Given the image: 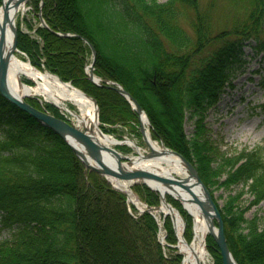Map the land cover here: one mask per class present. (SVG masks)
<instances>
[{"label":"trees","instance_id":"obj_1","mask_svg":"<svg viewBox=\"0 0 264 264\" xmlns=\"http://www.w3.org/2000/svg\"><path fill=\"white\" fill-rule=\"evenodd\" d=\"M231 1L240 9L233 14L231 27L225 22L220 28L211 17L216 0H28L30 19L25 26L33 37L17 23L16 46L32 66L94 98L104 133L121 137L127 130L140 137L137 115L128 101L87 78L88 45L54 32L86 38L95 49L94 75L119 83L138 102L149 119L151 137L190 161L212 195L215 186L241 183L247 188L251 196L247 207L235 205L237 195L220 208L226 243L238 264H264V219L245 217L264 199V145L234 157L222 154L212 167L215 148L200 136L204 128L199 121L192 138L184 131L186 112L200 116L206 106L216 103L234 71L246 64L245 43L253 41V49L264 52V0ZM38 13L48 28L37 25ZM104 49L115 51L114 57ZM260 60L264 64V54ZM157 96L176 111L175 124V120L173 125L156 122ZM26 102L39 109L35 99ZM45 109L62 119L54 106L46 104ZM223 173L225 179L219 181ZM132 191L148 206L159 203L158 195L142 184L133 185ZM87 196L94 208L112 209L110 232L122 227L127 240L124 252L111 249V257L125 264H180L181 255L159 243L151 214L130 209L125 195L86 170L63 139L0 95V228L8 232L0 240V264H89ZM166 200L183 217L189 242L191 218L178 201L169 196ZM164 229L166 243L174 244L169 218ZM206 247L214 264H221L210 236Z\"/></svg>","mask_w":264,"mask_h":264},{"label":"rangeland","instance_id":"obj_2","mask_svg":"<svg viewBox=\"0 0 264 264\" xmlns=\"http://www.w3.org/2000/svg\"><path fill=\"white\" fill-rule=\"evenodd\" d=\"M201 1L203 3L204 0ZM239 9L240 5L235 8L231 0H216L211 16L213 24L222 28L225 22H227V27H231L233 14L238 12ZM27 10L28 7L25 5V11L16 15V26L17 23H20V29L26 33L27 28L25 26V20L30 19ZM185 29L189 34H193L190 27H185ZM29 34L32 36L33 32L31 31ZM254 46L255 43L252 41L243 46V50L245 51L244 60L247 62L241 69L235 70L230 77V80L224 84L215 104L206 106L200 116H191L190 113L186 112L184 131L187 137H193L196 131V121H199V125L204 128V131L200 136L209 140L215 148L213 157L216 158V161L210 164L212 167L219 164L218 158L222 154L226 157H234L244 150L248 151L258 145H264V110L262 108V105L264 104V85L261 84L264 75V64L261 63L260 60V57L264 52L262 54L257 53L253 49ZM103 52L107 56L112 57H114V54L116 53L109 49H104ZM19 57L23 58L21 55H19ZM22 81H24V79H22ZM33 99H35L40 110L48 112L45 109V105H51V103L45 101L40 96H35ZM158 103L160 104V102L154 104V108L161 110V106ZM57 110L62 116L61 120L71 122L67 115L59 109ZM173 112L174 114L176 113L175 110H173ZM176 120L177 118L175 114L174 124L176 123ZM162 126L166 131L175 134V130L171 131L167 125L163 124ZM122 139H128L134 142L142 153L148 151L141 136L138 137L125 130L122 133ZM123 147L130 151H121L120 148ZM113 148L119 152L120 155L130 156L134 154V149L125 145H117ZM224 179L225 174L223 173L220 176L219 181ZM108 183L113 188L112 184L110 182ZM246 189L247 188L241 183H236L229 187L215 186L212 188L214 199L220 208L223 207L225 201L229 197L237 195L239 196L235 205L239 208L247 207L251 201V196L245 192ZM87 197L89 198L86 203L89 212L87 231L88 239L90 241L87 243L86 253L89 264H99L97 259L100 260L101 264H125L122 263L120 259L111 257V249L116 250L121 254L124 252L122 246L127 243L125 236L121 234V226L117 228L116 231L110 232L112 225L111 217L113 215L112 209L108 208L106 210V208H94L91 205V196ZM128 206L131 209L130 202H128ZM254 216L260 220L264 219V199L257 205L250 207L245 213V217L248 219H251ZM7 234L8 232L6 229L0 228V240L5 239L8 236ZM207 264H214V260L210 253H208Z\"/></svg>","mask_w":264,"mask_h":264},{"label":"bare ground","instance_id":"obj_3","mask_svg":"<svg viewBox=\"0 0 264 264\" xmlns=\"http://www.w3.org/2000/svg\"><path fill=\"white\" fill-rule=\"evenodd\" d=\"M25 10V1L20 3V6L15 10L10 11V15L16 18V15ZM0 26L4 32L5 49L8 50L12 43V34L8 23L5 21L3 10H0ZM8 85L9 88L17 97L24 96H40L45 101L55 104L58 109L70 118L71 123L77 129H84L90 134L92 140L97 145L110 151L106 153V158L114 162L116 151L113 147L121 142L117 141L114 137L103 134L98 126L96 117V109L92 101L80 90L71 87L68 84L62 83L57 77L49 74L48 72H41L33 68L27 61L19 57L18 54H12L8 59ZM22 77L30 79L34 85L29 87L22 82ZM162 97H158L157 102H160L161 110L153 111L155 120L160 124V119L166 122L168 125L172 124L175 120V114L171 109L169 102L161 100ZM164 98V97H163ZM141 124L147 128L148 120L145 115L140 118ZM147 132V129H146ZM147 138L150 146L156 151H162V147L152 141L148 132ZM126 143L132 147L135 151L142 153L137 145L131 140H127ZM79 149V147L77 148ZM85 155V152L79 150ZM87 158V155H86ZM136 167L140 168L150 175H154L160 179H167L173 183L164 186L166 192L173 195L175 198L184 205L185 209L190 213L193 220L192 240L187 242L184 239L183 232L184 227L178 214L175 211H168L163 208L162 212L171 216L174 222V230L178 238V249L182 254V264H207L208 253L205 249V238L208 233V221L206 218V208L203 205L200 190L197 186L189 181L190 192H186L176 185V178H186V172L177 157L172 154L159 152L156 158L141 160L136 163ZM110 183L117 189L128 194V200L130 203L139 207L138 200L135 199L130 191V179L124 178L119 175L107 176ZM153 185V184H150Z\"/></svg>","mask_w":264,"mask_h":264},{"label":"water","instance_id":"obj_4","mask_svg":"<svg viewBox=\"0 0 264 264\" xmlns=\"http://www.w3.org/2000/svg\"><path fill=\"white\" fill-rule=\"evenodd\" d=\"M22 1L26 2V0H2V5L0 7V9L3 10L5 21L8 23L11 34H12L11 46L8 50H6L4 32H3L2 27L0 26V93L1 95L6 100L11 102L13 105L23 110L24 112H26L27 114L32 116L35 120L40 122L42 125L48 127L50 130L56 133L59 137H61L68 144V146L72 149V151L77 155V157L81 160V162L84 164L86 169L96 172L104 176L106 179H107V176L119 175L124 178L130 179L132 183L140 182L146 185L150 190L155 191L159 197V201H160L159 205L156 207H147V211L152 214L156 212H160L163 215V218H165L166 216H169L172 221L173 227H174L173 219L171 218L169 214L163 213L162 210L163 208H165L168 211H175L178 214L180 221L182 222L183 227H184L185 224L179 212L175 208H173L165 199V195H170L174 199L179 200L175 198L173 195H171L170 193L166 192L165 189L163 188L164 186H167L168 184L173 183V182L165 178L164 179L157 178L156 176L150 175L148 172L136 167V163L138 161L156 158V156L159 155V152L172 154L175 157H177L185 169L186 178L176 179L175 180L177 182L176 185L178 186V188L186 192H190L191 191L190 183H189L190 181L191 184L193 183L194 186H197L199 188L200 193H201V198L203 201V205L206 208L207 214L205 217L210 219V221H208V225H209L208 234L213 238V240L216 242L218 246L219 254L221 257V264H237L232 253L227 247L224 230H223V222H222L221 214L218 210V207L213 201L209 193V190L206 188V186L203 184L202 180L198 176L196 169L181 154L177 153L176 151L166 148L162 140H159V144L163 149L162 151H156L154 148L150 146L148 142V138L146 136V131L140 122L141 116L145 115L143 109L140 107L137 101L128 92H126L118 83L110 81V80L103 81V84L105 86L114 89L119 94L124 96L129 101L132 108L135 110L137 117H138V121H139V131L141 133L143 143L147 146L149 151L145 154H139L136 151V157H133V158L121 157L116 153V154H113L115 156L114 162H111L106 158V153H110V154L112 153L102 148L101 146L97 145L96 143H94L92 140V137L90 136L89 133H87L86 130L84 129L79 130L73 124H67L64 121L59 120L44 111H40V110L33 108L32 106H29L23 101V99L17 97L13 93V91L9 88V85H8L7 64H8L9 57L14 53V51H16L17 32H16V26H15V18L13 15H10V11L12 9L15 10L16 8H18ZM39 21H40L41 26L46 27L41 16H39ZM57 35L61 37L77 36L81 38L89 46L91 50L93 60H92L90 67L93 68L95 50L88 40H86L85 38L81 36L75 35V34L74 35L57 34ZM88 78L93 83L100 85V80L94 77L92 73L88 74ZM86 96L92 101L96 109V117L98 120L97 104L92 97L88 95ZM78 147L79 149H77ZM80 149L82 150V152H85V155L79 151ZM86 155H87V158H86ZM132 183H130L129 186H131ZM150 184H153V185H150ZM182 207L183 209H185L183 204H182ZM188 214L190 215L189 212ZM177 244H178V238H177ZM177 244L172 247L176 248L177 251L179 252ZM182 261L180 264H182Z\"/></svg>","mask_w":264,"mask_h":264}]
</instances>
